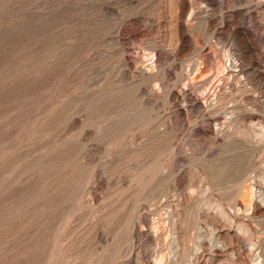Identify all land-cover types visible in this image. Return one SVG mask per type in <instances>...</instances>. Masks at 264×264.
Segmentation results:
<instances>
[{
    "label": "rangeland",
    "instance_id": "374dc122",
    "mask_svg": "<svg viewBox=\"0 0 264 264\" xmlns=\"http://www.w3.org/2000/svg\"><path fill=\"white\" fill-rule=\"evenodd\" d=\"M260 126L264 0H0V264H264Z\"/></svg>",
    "mask_w": 264,
    "mask_h": 264
},
{
    "label": "bare ground",
    "instance_id": "6f19581e",
    "mask_svg": "<svg viewBox=\"0 0 264 264\" xmlns=\"http://www.w3.org/2000/svg\"><path fill=\"white\" fill-rule=\"evenodd\" d=\"M259 132L257 133V132H254V134L256 133L257 134V136L259 135V136H264V126H260V130H258ZM256 134H255V136H256ZM258 136V137H259ZM239 192H240V194H241V196H244V197H247V196H249V198L251 199L252 198V196L253 195H251L249 192H247V190H244L242 187L240 188V190H239ZM259 199H260V201L264 204V194H261L260 196H259ZM245 207L248 209L249 208V205L248 204H246L245 205ZM238 210H240V209H238ZM191 227L193 228V224L191 225ZM197 231H200L202 228L201 227H199V226H196V228H195ZM213 229H211L209 232H207L209 235H208V238L209 239H211L212 238V235H213V231H212ZM239 230H240V228H239ZM201 235H205L204 233H197V236H201ZM255 244L253 243V244H251V246H254ZM200 250V246L199 245H197V244H194V246L191 248V250H189V252H198ZM156 262H157V264H163V262H162V258L160 257V256H158V257H156ZM253 263L254 264H263L262 263V259H260L259 260V258H257V256H255V259L253 258Z\"/></svg>",
    "mask_w": 264,
    "mask_h": 264
}]
</instances>
